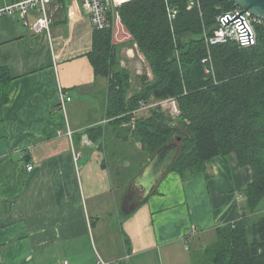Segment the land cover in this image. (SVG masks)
Here are the masks:
<instances>
[{"label": "crops", "instance_id": "obj_1", "mask_svg": "<svg viewBox=\"0 0 264 264\" xmlns=\"http://www.w3.org/2000/svg\"><path fill=\"white\" fill-rule=\"evenodd\" d=\"M47 13L41 34L30 27L36 9L27 26L17 14L0 18V68L11 78L0 104V264H192L215 228L241 219L249 170L230 154L205 174L169 169L146 196L131 186L150 157L125 124L107 120L84 0H51ZM131 40L114 27L120 66ZM62 97L71 98L64 108ZM131 164L124 187L119 173Z\"/></svg>", "mask_w": 264, "mask_h": 264}, {"label": "trees", "instance_id": "obj_2", "mask_svg": "<svg viewBox=\"0 0 264 264\" xmlns=\"http://www.w3.org/2000/svg\"><path fill=\"white\" fill-rule=\"evenodd\" d=\"M201 2V18L197 10L181 6L173 23L158 0H132L117 8L130 44L151 72L144 84L139 77L134 91H129L130 73L121 68L112 42L111 15L109 28L94 30L88 58L96 76L107 81L108 120L125 124L150 159L178 137L179 155L170 171L182 179L205 174L213 158L230 154L238 166L251 170V181L242 191L241 219L215 228L213 241L193 251L192 264H264V213L257 214L264 198V30L257 28L253 47L207 46L203 28L213 27L220 1ZM221 4L222 11L233 7V2ZM208 57L211 64L204 62ZM10 79L0 68V104L7 100ZM165 100L174 101L178 114L156 107L132 122L140 103Z\"/></svg>", "mask_w": 264, "mask_h": 264}, {"label": "built area", "instance_id": "obj_3", "mask_svg": "<svg viewBox=\"0 0 264 264\" xmlns=\"http://www.w3.org/2000/svg\"><path fill=\"white\" fill-rule=\"evenodd\" d=\"M132 0H84L85 8L88 11L89 19L94 30L103 31L110 26L109 16L114 20V27L120 25V19L116 12L124 3ZM165 4L166 14L170 23H173L177 18L181 6L185 7L187 11L197 10L202 17V2L201 0H158ZM220 3L216 5V9L220 10V13L215 16V23L210 29L203 28L204 41L207 46L217 44H229L233 43L239 48H249L257 44L258 34L257 28L264 30V21L250 16L248 13L243 12L242 9L233 4V7L227 11H222L224 2H232L231 0H219ZM51 0H20L9 6L0 8V18L4 16L20 15L24 20V25L27 26L25 18L33 10H37L39 16L33 24L30 25L31 30L35 34H41L46 31L49 32L50 20L47 13V6ZM122 25V24H121ZM120 25V26H121ZM211 33V35H210ZM211 64V60L208 57L204 60ZM70 97H62L60 101V107L64 108L67 102H70ZM166 101V100H165ZM173 104L174 110L178 114L175 103L173 100H167ZM155 104L140 103L137 110L132 112L133 116L137 113L149 110L153 108ZM32 167L28 166L27 170H31ZM187 248V247H186Z\"/></svg>", "mask_w": 264, "mask_h": 264}, {"label": "water", "instance_id": "obj_4", "mask_svg": "<svg viewBox=\"0 0 264 264\" xmlns=\"http://www.w3.org/2000/svg\"><path fill=\"white\" fill-rule=\"evenodd\" d=\"M233 4L248 13L250 16L264 21V0H231ZM148 80V74L140 77L141 84ZM181 139L175 138L173 142L159 149L150 159L143 173L133 183L134 188L144 191L148 195L168 172L179 155Z\"/></svg>", "mask_w": 264, "mask_h": 264}, {"label": "rangeland", "instance_id": "obj_5", "mask_svg": "<svg viewBox=\"0 0 264 264\" xmlns=\"http://www.w3.org/2000/svg\"><path fill=\"white\" fill-rule=\"evenodd\" d=\"M118 26H119V28H121L120 25H118ZM131 56H132V59L130 61L125 60V59L122 60V62L124 64H121V67H123V69L126 68L125 70L128 69L130 71L129 72L130 73V78H129L130 90L129 91H134L139 87V77H141L143 74H148V79L150 80L151 79V72H150L146 62H143V59H141L142 56L138 53V50L136 47H132ZM119 64H120V62H119ZM151 104H155L153 106V108L159 107L164 112L171 114V116H175L177 114L176 111L174 110L173 104H171L170 102H167V100L166 101H159V102L158 101H152ZM153 108H150L149 110H151ZM146 114H147V110H144V111L137 113V115L134 117L132 122H134L136 117H141V116L146 115ZM244 168L249 170L248 172L250 173V176L252 178L251 170L247 167H244ZM135 171H136V166L131 164V166L128 169L123 170V173H119L121 176L120 177L121 183H123L124 187H126L128 185V183L131 181L132 177L134 176V175L132 176V174ZM134 181L132 183L130 182L131 186L133 185ZM262 213H264V198L257 207V214L260 215ZM188 242H189L188 243V246H189L190 241H188Z\"/></svg>", "mask_w": 264, "mask_h": 264}]
</instances>
